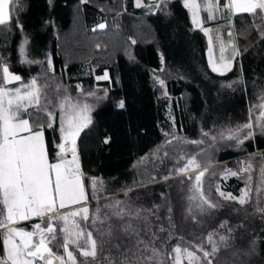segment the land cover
<instances>
[{"label":"trees","instance_id":"trees-1","mask_svg":"<svg viewBox=\"0 0 264 264\" xmlns=\"http://www.w3.org/2000/svg\"><path fill=\"white\" fill-rule=\"evenodd\" d=\"M143 3L147 5L150 0ZM20 8L11 23V31H0V56L10 71L25 82L47 74L50 89L62 85L72 97L80 95L77 85L84 93L92 91L100 97H88L95 104L93 123L78 140L80 163L86 177L104 181L105 191L101 195L107 199H101L100 203L121 200L133 210H151L147 222L141 218L132 223L145 241H150L151 233H156L155 246L161 251L165 248L170 251L178 238H182L179 243L183 247L192 248L208 233L216 231L230 239L229 247H220L213 264H264V214L256 211L257 207H264V199L257 204L258 178H254L262 164L259 160L264 159V134L235 148H219L212 161L216 164L209 170L216 173L222 166L232 169L239 161L251 160L257 169L252 173V202L240 205L225 201L214 190L219 183L222 191L239 196L243 184L237 177L227 180L218 175L205 177L209 184L205 192L219 207L197 214L195 221L187 211L189 182L181 183L184 178L174 175L163 179L169 176L175 160L164 157L161 162L153 156L173 134L199 140L202 129L213 134L247 120L249 108L264 94V39L252 27V19L247 14L237 15L233 18L234 27L222 19L227 24L224 31L233 32V42L240 55L230 72L219 75L207 66L208 39L191 23L182 0H172L166 6L170 15L154 8L151 14L147 7H136L135 0H87L86 3L84 0H21ZM203 19L207 20L205 15ZM17 22L23 25V31ZM100 24L106 27L100 29ZM25 37L29 58L43 61L42 64L20 62L19 48ZM49 59L54 71L49 69ZM105 72L108 80L96 79ZM156 77L165 81L163 88ZM240 79L243 83H235L231 89L224 87ZM49 95L53 93L49 91ZM120 101L124 102L123 108L119 107ZM164 133L170 136L165 137ZM105 138L108 143H104ZM45 139L52 160L56 152L54 144L60 141L59 132L46 129ZM191 146L188 144L189 150ZM178 147L174 142L173 146L162 149L160 155L167 151L169 157L177 156L174 148ZM143 157L148 160L138 163ZM85 183L94 209L96 201L91 199L90 183L87 179ZM128 189L132 191L125 195ZM225 221L226 227L220 228ZM35 222L39 220L19 226L32 230ZM120 223L115 218L112 220L113 238L105 245V255L109 250L116 253L113 244H119L123 251L134 242V238L120 231ZM160 227L165 231L159 232ZM169 233L173 237L170 241ZM205 248L210 249V245L205 244ZM53 251L63 254V249L55 246ZM77 258L83 259L78 253Z\"/></svg>","mask_w":264,"mask_h":264},{"label":"snow or ice","instance_id":"snow-or-ice-1","mask_svg":"<svg viewBox=\"0 0 264 264\" xmlns=\"http://www.w3.org/2000/svg\"><path fill=\"white\" fill-rule=\"evenodd\" d=\"M171 2L150 0L145 5L143 0H135V6L147 7L151 14H154V8L156 12L170 15L166 12V6ZM182 3L190 13L191 23L208 38V62L214 73L226 75L230 72L240 52L233 42V32H228L230 39L226 43L219 28L204 26L201 12L207 14V21L227 20L230 27H234L235 16L247 14L259 38L264 39V0H224V3L221 0H182ZM20 4L21 0H0V31H11L12 21L22 10ZM17 27L23 31V25L18 22ZM98 27L104 29L106 25L100 24ZM213 31L216 32L215 42L219 46L218 59L213 55ZM132 43L136 41L132 40ZM27 44L28 39L25 37L19 48L22 57L20 62L42 64L43 61L29 58ZM229 48L231 55L227 56L225 53ZM48 66L54 71L51 59L48 60ZM96 79L108 80L109 77L105 72ZM156 79L163 88L165 81L159 77ZM235 83H243V80L233 81L224 87L231 89ZM77 88L80 91L77 97H72L62 85L50 89L47 74L25 82L20 75L10 71L4 57L0 56V242L3 246L0 264H213L220 247H229L230 236L213 231L200 244H193L192 248L183 247L179 243L182 238H178V243L170 251L166 248L161 251L155 246L158 238L156 233H151V240L145 241L132 223L141 218L147 222L151 210H133L121 200L100 203L101 199H107L101 195L105 191L104 181L102 178L86 177L78 153V140L93 123L95 104L89 103L88 97H100H96L92 91L84 93L79 85ZM49 91L53 95H49ZM104 91L106 98L107 90ZM258 99L259 103L249 108L246 123L226 126L215 135L202 129L201 136L211 141L209 148H214L218 142L229 141L243 145L246 140L253 138L256 128L264 132V94ZM119 107H124L123 101L119 102ZM46 129H55L60 135V142L54 144L55 159L51 161L45 139ZM164 135L170 136L169 133ZM174 142L177 145L192 144L199 149L205 140H188L173 134L153 153L161 162L164 157L175 160L173 169L169 176L163 177L164 180L174 175L184 178L181 183L185 180L189 182L187 211L195 221L197 214H205L219 207L205 192V177L216 176V173L209 171L213 163L206 158L207 148L191 154L182 148H174L179 153L177 156L169 157L167 151L161 156L162 149L173 146ZM104 143H108V138H105ZM147 160L148 157H143L138 163ZM241 163L239 172L226 168L220 174L224 180L246 174V184L241 194L234 196L222 191L219 183L215 184L214 190L225 201L245 205L252 202V173L257 169L251 161ZM86 179L90 183L91 199L96 201L94 209L90 206ZM128 191L132 189H128L125 195ZM255 193L259 204L264 199V164L258 169ZM256 211L264 214V207H257ZM142 213L147 215L142 217ZM114 218L121 222L120 231L134 238V242L123 251L119 244H113L116 253L109 250L105 255V245L113 238ZM33 219L39 222L32 225L31 231L19 227L22 222ZM226 225L227 221L219 227L225 228ZM158 231L164 232L165 229L160 227ZM228 232L231 233L232 229H228ZM172 238L169 233V241ZM205 244L210 245V249L205 248ZM53 246L63 249V254L54 252ZM77 253L82 260H78Z\"/></svg>","mask_w":264,"mask_h":264},{"label":"rangeland","instance_id":"rangeland-1","mask_svg":"<svg viewBox=\"0 0 264 264\" xmlns=\"http://www.w3.org/2000/svg\"><path fill=\"white\" fill-rule=\"evenodd\" d=\"M198 2H199V0H198ZM221 3H224V0H221ZM203 15H205L206 16V18H207V14L206 13H204V12H201V16H202V18H203ZM205 21V23H204V26L205 27H210V28H213V29H217V28H219V31H220V34L222 35V37H223V39H224V41L227 43L228 41H229V37H228V32H229V30H227V31H224L225 30V28H227V24L225 23V21H222V19L221 20H219V22L216 20V21H211V22H209V21H207V20H204ZM212 22H217L215 25L212 23ZM212 35H213V55L218 59V57H219V46H218V44H216V42H215V35H216V32L215 31H213V33H212ZM208 39V38H207ZM208 47H209V45H208ZM208 47H207V50H206V60H207V66H208V68L211 70V67H210V65H209V62H208ZM225 55H227V56H230L231 55V49L229 48L227 51H226V53H225ZM73 97H77V96H73ZM88 102L89 103H92L91 102V100L88 98ZM258 103H259V101H258ZM257 104V103H256ZM255 105V104H254ZM258 114V113H257ZM248 116H249V111H248ZM248 116H247V120L244 122V123H246L247 121H248ZM243 124V123H242ZM212 133V132H211ZM217 132H214L213 133V135H215ZM261 134H264V132H262V131H260L258 128H256L255 129V134H254V136H253V138L256 136V135H261ZM204 140H205V143L203 144V145H200L199 146V149H205V148H207L208 149V152H207V154H206V158L207 159H211V161H213L214 160V155H215V152L219 149V148H221V147H230V148H235V147H238V146H240V145H236L235 144V142H233V141H229V142H218L217 144H216V146L214 147V148H209V144L211 143V141L207 138V137H202ZM201 138V139H202ZM180 147H178V148H182L185 152H187V153H189V154H191V153H194V152H196V151H198L199 149H197V146H195V145H192L191 147H190V149L191 150H189V148H188V145H179ZM191 151V152H190ZM177 152V151H176ZM56 153V152H55ZM179 154V153H178ZM177 154V155H178ZM55 159V155H54V158L52 159V160H54ZM262 159V161L261 160H259V162L261 163L262 162V164H264V159L263 158H261ZM51 161V160H50ZM246 161H251V160H246ZM246 161H243V162H246ZM252 163V162H251ZM214 164H216V163H214ZM213 164V165H214ZM261 165V164H260ZM233 166H236V167H234V168H232L231 169V167H229V168H227V169H231V170H234V169H238V172H239V169L242 167V163L239 161L238 163H235V165H233ZM224 166H222V169L221 170H219L218 172H216V175H218V176H220V174L226 169ZM245 177H246V174H242V175H239V176H237V178L239 179V180H241V182H242V188L240 189V193H241V190L242 189H244L245 188V184H246V181H245ZM254 178H258V174H256L255 176H254ZM257 180V179H256ZM255 180V181H256ZM257 183H258V180H257ZM207 185H209L208 184V182H206L205 181V187H207ZM36 223V222H35ZM1 247H2V255H3V246H2V242H1Z\"/></svg>","mask_w":264,"mask_h":264},{"label":"flooded vegetation","instance_id":"flooded-vegetation-1","mask_svg":"<svg viewBox=\"0 0 264 264\" xmlns=\"http://www.w3.org/2000/svg\"><path fill=\"white\" fill-rule=\"evenodd\" d=\"M24 229H26V228H24ZM26 230H29V231H31L30 229H26Z\"/></svg>","mask_w":264,"mask_h":264},{"label":"crops","instance_id":"crops-1","mask_svg":"<svg viewBox=\"0 0 264 264\" xmlns=\"http://www.w3.org/2000/svg\"><path fill=\"white\" fill-rule=\"evenodd\" d=\"M34 220V219H33ZM24 222H22L21 224H23Z\"/></svg>","mask_w":264,"mask_h":264},{"label":"water","instance_id":"water-1","mask_svg":"<svg viewBox=\"0 0 264 264\" xmlns=\"http://www.w3.org/2000/svg\"><path fill=\"white\" fill-rule=\"evenodd\" d=\"M60 142V141H59ZM20 227V226H19ZM23 228V227H22ZM29 231V230H28Z\"/></svg>","mask_w":264,"mask_h":264}]
</instances>
